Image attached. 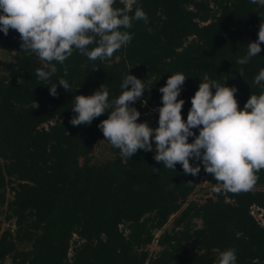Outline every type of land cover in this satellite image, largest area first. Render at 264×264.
<instances>
[{
    "label": "trees",
    "instance_id": "16d2710c",
    "mask_svg": "<svg viewBox=\"0 0 264 264\" xmlns=\"http://www.w3.org/2000/svg\"><path fill=\"white\" fill-rule=\"evenodd\" d=\"M215 3L217 10L207 0H116L114 7H141L148 17L147 23L135 20L125 29L133 35L114 51L121 58L111 63L108 58L90 61L74 50L44 81L37 79L36 69L47 62L22 51L15 29L7 35L0 32V45L15 53L0 73V208L7 204L17 226L15 234L9 229L0 234V261L9 256L12 264L147 263L146 247L154 230L182 208L201 174L185 173L180 163L176 169L166 168L152 151L143 149L124 157L114 146L112 158L91 163L95 142L104 139L97 125L107 113L91 123L72 125L71 107L75 95L89 94L102 83L109 99H114L131 66L129 71L150 87L140 98L146 104L134 102L141 114L161 104L158 89L177 71L187 75L179 94L185 100L182 118L200 79L221 84L226 79V84L235 85L242 108L250 94L261 92L253 78L264 68V42L260 55L247 64L236 61L246 53L247 43L257 38L264 6L250 0ZM65 69L70 89L57 82L58 95L53 96L48 85L64 76ZM141 120L155 127L158 113ZM256 175L254 186L264 185V169ZM11 180L14 194L8 201ZM254 206L262 209V220L254 216ZM193 217L200 218L202 226H194ZM174 226L161 234L162 250L149 264H216L219 251L229 247L236 251L237 264H264L261 188L222 189L203 203L191 202Z\"/></svg>",
    "mask_w": 264,
    "mask_h": 264
},
{
    "label": "clouds",
    "instance_id": "9594fccd",
    "mask_svg": "<svg viewBox=\"0 0 264 264\" xmlns=\"http://www.w3.org/2000/svg\"><path fill=\"white\" fill-rule=\"evenodd\" d=\"M250 2L264 6V0ZM115 3L116 0H0V32L7 35L10 28L15 29L20 34L22 51L35 53L47 62L36 69V76L38 80H48L57 72V63L64 64L74 50L90 61L103 60L131 41L133 34L125 29L131 28L133 21L143 19L147 23V14L141 7L133 10L130 5L114 7ZM262 42L264 24L236 63L245 65L260 55ZM90 44L95 46L89 48ZM129 68L122 78L121 92L114 99H109L104 83L89 94L75 95L71 107L75 115L69 122L91 123L107 113L97 126L104 139L124 157H131L138 149L152 151L154 159L166 168L176 169L180 163L183 171L193 176L203 165L204 171L219 182L214 186L216 192L247 191L254 186L256 172L264 169V68L253 78L261 92L250 94L242 108L234 95L235 85L226 84V79L223 84L200 79L186 118L181 112L185 100L179 94L187 75L171 73L158 89L162 95L161 104L153 109L158 111L155 127L138 119L141 113L134 102L150 87ZM238 70L243 76V69ZM66 77L67 69L55 83L46 84L51 95H58L57 82L69 91ZM140 102L142 106L146 104L145 99ZM216 264H237L235 249L219 251Z\"/></svg>",
    "mask_w": 264,
    "mask_h": 264
},
{
    "label": "rangeland",
    "instance_id": "374dc122",
    "mask_svg": "<svg viewBox=\"0 0 264 264\" xmlns=\"http://www.w3.org/2000/svg\"><path fill=\"white\" fill-rule=\"evenodd\" d=\"M128 2L132 0H126ZM208 2L211 3V6L214 10H217L216 7V0H207ZM221 1V0H217ZM215 12V11H214ZM216 13V12H215ZM121 56L119 54H113L111 57H108L109 63L119 60ZM15 59V53L12 52L10 49L3 47L0 45V73L5 72L7 69V66L10 61H13ZM147 113V115H146ZM158 113V111L153 110L152 108H149L145 113L141 114L140 117L138 118L141 120L144 115L146 116H155V114ZM193 138V137H190ZM114 156L113 150H112V145L111 143L106 140V139H99L95 142L93 152L91 153V163L93 164H98L100 162H103L109 158H112ZM2 159L0 158V162ZM197 163L199 161H196ZM200 181L199 184L196 186L194 191L188 196L187 200L183 202L182 208L176 213L173 214L168 222L162 227L161 229H156L154 230V239L153 241L146 247L149 251V259L146 264L150 263V260L157 255L161 250L162 246L160 245V236L163 234L165 231H170L172 230L175 226V219L180 215V212L182 209H184L186 206H188L189 203L194 202V203H203L206 201L207 198L209 197H214L216 194V191L214 190V186H216L219 182H217L213 175L210 173H207L203 169V165H201V170H200ZM13 181H9V184L6 187V193H7V200H11L13 198ZM253 188H261L264 190V185H256L253 186ZM225 190V189H223ZM252 212L255 217L258 219L262 220V214L263 211L259 207L254 206L252 208ZM191 223L196 226H202V220L197 217H193ZM16 224H15V219L12 218L9 214L8 206L5 204L0 208V234L5 231V230H11L14 234L16 231ZM123 229L127 231L126 226H123ZM78 241V236L74 235L72 239V243H76ZM70 256H72L73 251L72 249L70 250ZM0 264H12L11 257H7L5 260L0 261Z\"/></svg>",
    "mask_w": 264,
    "mask_h": 264
}]
</instances>
